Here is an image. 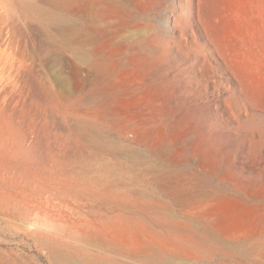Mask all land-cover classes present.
Here are the masks:
<instances>
[{
    "label": "rangeland",
    "instance_id": "rangeland-1",
    "mask_svg": "<svg viewBox=\"0 0 264 264\" xmlns=\"http://www.w3.org/2000/svg\"><path fill=\"white\" fill-rule=\"evenodd\" d=\"M47 1L0 0V264H264V0Z\"/></svg>",
    "mask_w": 264,
    "mask_h": 264
},
{
    "label": "bare ground",
    "instance_id": "bare-ground-1",
    "mask_svg": "<svg viewBox=\"0 0 264 264\" xmlns=\"http://www.w3.org/2000/svg\"><path fill=\"white\" fill-rule=\"evenodd\" d=\"M49 1V0H48ZM47 1V2H48ZM73 1V0H72ZM76 1V0H75ZM58 2V1H57ZM60 2V1H59ZM92 2V1H91ZM90 2V3H91ZM53 3V2H52ZM67 3V2H66ZM98 3V2H97ZM49 4V3H48ZM51 4V3H50ZM54 4V3H53ZM60 4V3H59ZM64 4H65V2H64ZM68 4V3H67ZM92 4V3H91ZM45 5V4H44ZM61 5V4H60ZM63 5V4H62ZM54 6V5H53ZM89 6V5H88ZM102 6V5H101ZM62 7V6H61ZM96 7V6H95ZM52 8V7H51ZM58 8V7H57ZM64 8V7H63ZM62 8V9H63ZM73 8V7H72ZM100 8V7H99ZM102 8V7H101ZM115 8V7H114ZM72 10V9H71ZM89 10V9H88ZM100 10H102V9H100ZM105 11V10H104ZM93 12H95V11H93ZM111 12V11H110ZM131 12V11H130ZM100 13V12H99ZM103 13V12H102ZM101 13V14H102ZM113 13V12H112ZM118 13V12H117ZM120 13V12H119ZM100 14V15H101ZM130 14V13H129ZM49 15V14H48ZM95 15V14H94ZM110 15V14H109ZM97 16V15H96ZM112 17H114V16H112ZM126 17V16H125ZM95 18V17H94ZM106 18V17H105ZM108 19V18H107ZM111 19V18H110ZM110 19H108V20H110ZM91 20V19H90ZM106 20V19H105ZM124 20V19H123ZM129 21V20H128ZM127 21V22H128ZM105 22V21H104ZM126 22V23H127ZM101 25V24H100ZM108 25H106V27H107ZM131 26V25H130ZM71 27V26H70ZM86 28V27H85ZM100 28V27H99ZM102 28V27H101ZM89 29V28H88ZM122 30V29H121ZM103 31V30H102ZM123 33V32H122ZM82 34V33H81ZM83 35V34H82ZM82 38V37H81ZM88 42V41H87ZM111 42V41H110ZM105 43V42H104ZM102 45V44H101ZM105 46V45H104ZM112 50V49H111ZM21 140V139H20ZM6 147V146H5ZM26 151H27V149H25ZM24 150V152H22V155H21V159L20 160H22V156H23V153L24 154H26V156H28L27 155V152ZM17 151H19V152H17V154H19V153H21L20 152V149H18ZM22 151V150H21ZM13 154V153H12ZM11 154V155H12ZM28 154H30L29 152H28ZM32 155V154H31ZM11 157V156H10ZM15 157V156H14ZM24 157H25V155H24ZM26 158V157H25ZM32 158V157H31ZM12 159V162H14V161H16L17 160V158L15 157V158H11ZM15 159V160H14ZM26 161H28L29 162V159L28 160H26ZM41 162V161H40ZM21 163H23V160H22V162ZM52 165V164H51ZM57 171V170H56ZM67 172V171H66ZM29 174V173H28ZM21 176H24L23 174H21ZM55 176V175H54ZM26 177V176H25ZM21 178V177H20ZM5 182V181H4ZM26 182V181H25ZM20 183V182H19ZM27 183V182H26ZM1 184H3V183H1ZM27 184H29V183H27ZM27 184H25V187H27L26 185ZM6 185H4L3 187H5ZM6 188H7V186H6ZM12 188V187H11ZM33 190V189H32ZM23 192V191H22ZM43 192V191H42ZM17 193H19V192H17ZM16 192H14V194L13 195H9V196H7L6 198L5 197H3L2 196V198H3V200H4V198H5V200L4 201H2V205H0V216L2 217V218H4L5 220H7V222L9 223L10 222V220H22V219H24V220H27L28 219V217H30L32 214L34 215L35 213H33V211L35 210V209H38V205L32 200V199H30V198H24V197H20L18 194H17ZM20 194V193H19ZM32 194V193H31ZM39 194V193H38ZM52 194V193H51ZM51 194H49L48 193V195H50L51 196ZM29 195V194H28ZM36 197H38L37 196V192L34 194ZM33 198H35V197H33ZM46 199V198H45ZM1 200V199H0ZM45 201V200H44ZM40 202V201H39ZM1 203V202H0ZM66 209V208H65ZM45 214V213H44ZM43 214V215H44ZM32 215V216H33ZM37 215V214H36ZM23 224V223H22ZM60 225V224H59ZM58 225V226H59ZM49 226H51V227H49V228H55V227H58V226H52V224L51 225H49ZM61 226V225H60ZM60 226H59V229H60ZM56 229V228H55ZM55 229H53V230H55ZM64 229V228H63ZM62 229V227H61V229L60 230H62L60 233H57L56 235H52V234H50V232L52 233V231L50 230V232L49 233H44V234H39V233H37V232H32L31 233V235L33 236V238L34 237H36V235H38V236H42L43 238V240H45V245L46 246H49V248L51 247V243H54V242H57V243H59V246H57V248H59V249H62V248H64L66 245L64 244V242L61 240V238L63 239V238H72V237H77V236H79V233H78V235H76V233L77 232H66L65 230H63ZM46 229H44L43 231H45ZM48 230V229H47ZM46 230V231H47ZM60 230H58V231H60ZM68 230V229H67ZM49 231V230H48ZM47 231V232H48ZM105 233H106V231H105ZM104 232H102V231H95L94 233H91V234H89V236H90V240H89V242H88V244L87 245H89V246H97L98 245V247H99V249L101 250V252L100 253H98L97 251V253L98 254H100V255H105V254H107V255H109V257H111V255L112 256H114V257H116V258H120V260L121 259H124V260H129V261H141V262H143V261H147V262H149V263H155V264H157V260L158 259H162V258H165V259H168V261H165L166 262V264H167V262H170L169 260H171L172 258H173V254L171 253V251H169V249H167L166 247H157V246H155L154 244L152 245L151 243L150 244H147V242L149 241L148 239H142V241H143V245L142 244H140V245H142L141 246V248L140 249H138L137 247H140L139 245H137V247H135V246H133V247H135L136 248V250H134V251H132L131 250V246H128L130 249H128L127 248V246H125L124 244H122L120 247H118V243H116V242H113V241H109L108 240V237H107V235L105 234ZM148 233H150V232H148ZM54 234V233H53ZM147 234V233H146ZM119 235V234H118ZM118 235H116V236H118ZM121 235V234H120ZM150 235L153 237V238H151L152 240L153 239H156L155 238V236L156 235H152L151 233H150ZM81 236H86L87 237V235L85 234V233H83V234H81ZM111 236H112V234H111ZM85 237V238H86ZM77 239H78V237H77ZM83 239V238H82ZM113 239H114V237H113ZM36 240V239H35ZM116 240V239H115ZM144 240H146V241H144ZM148 240V241H147ZM124 241V240H123ZM154 241V240H153ZM146 242V243H145ZM156 243H160L159 242V240L157 239V241H155ZM37 243V242H36ZM74 243H76V241L74 242ZM126 243H129V242H127L126 241ZM149 243V242H148ZM78 244V243H77ZM114 244H116V246H114L113 247V245ZM80 245H82V244H80ZM86 245V246H87ZM122 246L123 247H126L125 249L126 250H124L123 248H122ZM97 247V248H98ZM97 248H96V250H97ZM67 249H68V252L69 253H72V254H76V255H78V254H80V252H81V255H83L82 253V251H83V249L82 248H77V249H70V248H68L67 247ZM138 249V250H137ZM87 250V249H86ZM91 250V249H90ZM89 251V250H88ZM92 251V250H91ZM95 251V250H94ZM57 252H59V250L57 251ZM86 252V251H85ZM87 253V252H86ZM94 253V252H93ZM54 254V253H53ZM52 254V255H53ZM56 254V253H55ZM57 254H61V251L59 252V253H57ZM81 255H78V257H80ZM85 255V254H84ZM90 255H91V253H90ZM99 255V256H100ZM59 256V255H58ZM94 257H95V255H93ZM97 256V255H96ZM99 256H97V257H99ZM51 257H54V256H51ZM56 257V256H55ZM82 257H84L85 259L86 258H88V253H87V256L85 255V256H82ZM90 257V256H89ZM105 257H106V255H105ZM91 258V257H90ZM103 258V257H102ZM94 259H96V258H94ZM88 261V260H87ZM103 261V260H102ZM108 261V260H107ZM113 261H114V259H113ZM123 261V260H122ZM132 261V262H133ZM6 262V261H5ZM90 262V261H89ZM93 262H95L94 260H93ZM99 262H101V261H99ZM105 262V261H104ZM108 262H110V261H108ZM116 262V261H115ZM146 262V263H147ZM7 263V262H6ZM112 263V262H111ZM116 263H118V262H116ZM124 263V262H123ZM161 263H162V261H161ZM161 263H159V264H161ZM2 264V263H1ZM13 264V263H12ZM23 264H25V263H23ZM103 264V263H102ZM121 264V263H120ZM130 264H132V263H130ZM133 264H135V263H133ZM164 264V263H163Z\"/></svg>",
    "mask_w": 264,
    "mask_h": 264
}]
</instances>
